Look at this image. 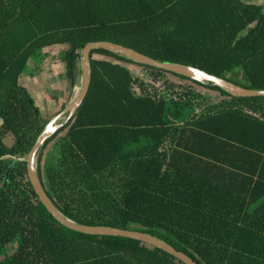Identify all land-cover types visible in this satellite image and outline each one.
<instances>
[{"label":"trees","instance_id":"trees-1","mask_svg":"<svg viewBox=\"0 0 264 264\" xmlns=\"http://www.w3.org/2000/svg\"><path fill=\"white\" fill-rule=\"evenodd\" d=\"M99 41L264 89V9L252 0H0V264H183L138 240L60 225L18 160L49 121L19 84L28 62L65 46L72 88L80 50ZM90 64L81 106L38 157L56 208L79 224L151 234L197 264H264V97H232L100 49ZM129 66L148 69L149 82ZM195 86L222 98L213 103ZM54 139L56 168L42 170Z\"/></svg>","mask_w":264,"mask_h":264},{"label":"water","instance_id":"water-1","mask_svg":"<svg viewBox=\"0 0 264 264\" xmlns=\"http://www.w3.org/2000/svg\"><path fill=\"white\" fill-rule=\"evenodd\" d=\"M96 49L107 51L116 56L125 58L135 64L164 70L166 72L185 77L202 85L216 87L232 97H264V89L246 88L223 78L216 77L196 67L157 60L120 44H115L108 41L88 42L83 46L79 53L80 81L79 87L76 90L74 96L61 111H59L45 124L37 136L34 144L30 148L27 156L23 159H18L19 161H24L26 164L27 177L38 200L44 206L47 212L60 225L70 230L87 235L123 237L138 240L146 245L160 249L170 254L183 264H197L183 252L175 250L171 245L151 234L136 230L119 229L110 226H88L72 221L71 219L65 217L56 208L41 185L37 168L39 154L45 143L74 117L76 111L79 109L84 98L86 97L91 82L90 53ZM11 167L12 164L9 166L7 172L11 169ZM5 175L6 174H4L3 177Z\"/></svg>","mask_w":264,"mask_h":264},{"label":"rangeland","instance_id":"rangeland-1","mask_svg":"<svg viewBox=\"0 0 264 264\" xmlns=\"http://www.w3.org/2000/svg\"><path fill=\"white\" fill-rule=\"evenodd\" d=\"M252 3L262 6L264 9V0H252ZM64 47L65 46H52L45 48L41 54L37 56V58H33L28 62L25 69V74L19 80V84L23 85L28 90V92L32 93L34 96V100L40 109L42 120H50L53 116H55L59 112L62 102L67 105L79 87L80 73L78 81L72 88H70L68 82L66 80H62L59 75V79L56 77V74L60 73L62 70L60 58L62 55V49ZM129 69L133 76L149 82L148 69L137 66H129ZM166 77L168 80L176 84L186 83L185 80L175 78L171 75H167ZM195 89L202 92L204 97L206 99L209 98V100H211L213 103L219 102L222 98L214 91H209L199 86H195ZM203 107V103L198 107H194L193 109L184 107L182 108L181 119L172 116L170 120L174 122L180 121L189 117L193 112L201 111ZM172 109L174 110V107ZM63 134L64 131L61 132L59 136H62ZM10 142L11 138H7L6 143L10 144ZM145 142V140H142L140 143L130 144L127 149H136ZM58 156L59 147L57 140L54 139L50 144L47 145L42 153L40 161L42 170L49 167L56 168ZM13 249L14 245L12 243L7 247L6 253L10 254Z\"/></svg>","mask_w":264,"mask_h":264},{"label":"crops","instance_id":"crops-1","mask_svg":"<svg viewBox=\"0 0 264 264\" xmlns=\"http://www.w3.org/2000/svg\"><path fill=\"white\" fill-rule=\"evenodd\" d=\"M57 47H60V46H57ZM48 48H49V47H48ZM43 50H44V49H43ZM32 63H33V62H32ZM32 63H31V65H32ZM61 66H62V64H61ZM57 73H58V72H57ZM58 75L60 76V78H62V80H65L63 66H62V70H61V72L58 73V74H56L57 79H59V78H58ZM29 94L31 95V97H32L33 100H34V96L32 95V93L29 92ZM34 101H35V100H34ZM35 103H36V101H35ZM36 105H37V103H36ZM37 106H38V105H37Z\"/></svg>","mask_w":264,"mask_h":264}]
</instances>
